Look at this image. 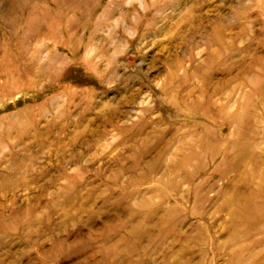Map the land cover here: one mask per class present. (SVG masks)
Here are the masks:
<instances>
[{
	"label": "rangeland",
	"instance_id": "rangeland-1",
	"mask_svg": "<svg viewBox=\"0 0 264 264\" xmlns=\"http://www.w3.org/2000/svg\"><path fill=\"white\" fill-rule=\"evenodd\" d=\"M0 264H264V0H0Z\"/></svg>",
	"mask_w": 264,
	"mask_h": 264
}]
</instances>
